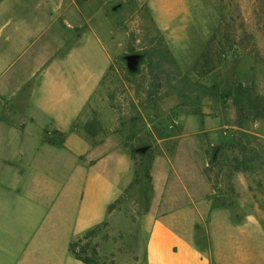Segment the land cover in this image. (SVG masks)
<instances>
[{
	"label": "rangeland",
	"instance_id": "1",
	"mask_svg": "<svg viewBox=\"0 0 264 264\" xmlns=\"http://www.w3.org/2000/svg\"><path fill=\"white\" fill-rule=\"evenodd\" d=\"M67 3L80 8L85 21L91 20L101 42L98 51L89 31L83 45L68 56L67 70L83 62V73H89L94 82L97 72L106 67L87 119L95 122L97 135L86 131L87 121L81 133H75L77 121L64 118L60 127L68 135L42 136V144L58 151L36 152L43 157L52 153L50 164L62 165L60 170L68 169L73 178L59 196L56 219L43 224L56 241L51 254L64 256L67 233L70 245L93 226L108 222L93 236L100 254L115 264H142L145 216L155 211L156 189L196 192L213 206L242 212L254 206L264 211V114L254 121L257 110L242 112L235 102L236 85L241 82L254 88L251 98L258 96L264 110V0ZM209 44L212 70L202 74L195 67ZM131 53L143 56L136 71L127 65L126 56ZM11 125L9 133L17 139L16 120ZM215 146L220 147L212 160ZM71 159L73 164L67 168ZM14 161L9 171L20 178L14 181L16 186L23 166L18 156ZM50 186L57 188L52 180ZM81 188L86 194L81 200L80 226L100 222L74 235L64 229L71 222L68 217L75 212ZM115 199L116 208L109 213L107 203ZM13 202L14 215L22 219L27 206ZM2 212L1 207L0 264H16L17 250L22 259L24 238L35 233L41 237L42 227L35 230L22 222L18 226L20 219L14 223L10 212ZM63 213L67 223L60 229ZM40 214L36 207L35 221ZM69 256L74 263L85 264L70 252Z\"/></svg>",
	"mask_w": 264,
	"mask_h": 264
},
{
	"label": "crops",
	"instance_id": "2",
	"mask_svg": "<svg viewBox=\"0 0 264 264\" xmlns=\"http://www.w3.org/2000/svg\"><path fill=\"white\" fill-rule=\"evenodd\" d=\"M90 24L80 8L68 5L67 0H0V208L3 215L12 214L14 223L20 219L18 226L22 222L23 227H42L41 237L35 233L30 239L24 238L22 259H18L17 250L16 264H69L68 233L64 256L56 252L52 255L56 241L43 224L56 219V207L62 200L59 196L73 178L68 169L60 170L62 165L55 168L50 164L58 148L42 144V136L51 132L68 135L60 127L64 118L77 121L73 130L79 134L89 118L90 103L106 65L92 82L89 73H83V62L68 71L67 60L83 45L89 31L99 51L100 38ZM92 58L94 61L93 52ZM89 72L93 76V71ZM14 120L17 139L9 133ZM44 150L52 153L47 157L36 155ZM15 156L23 166L19 169L21 182L16 186L13 183L20 178L15 179L9 171ZM51 180L56 189L51 188ZM85 194L81 188L73 216L63 213L60 229L67 217L71 222L64 230L74 235L100 222L80 226L79 211ZM156 195L155 211L145 216L148 225L142 264H264V211L259 206L242 212L213 206L196 192L156 189ZM14 200L18 207L27 206L22 219L14 215ZM113 202L107 203V211ZM36 207L41 214L35 221Z\"/></svg>",
	"mask_w": 264,
	"mask_h": 264
},
{
	"label": "trees",
	"instance_id": "3",
	"mask_svg": "<svg viewBox=\"0 0 264 264\" xmlns=\"http://www.w3.org/2000/svg\"><path fill=\"white\" fill-rule=\"evenodd\" d=\"M214 40V38H213ZM212 40V41H213ZM212 47H207L206 51L202 54L200 61L196 65V69L199 68L200 73L206 74L210 72L212 69L210 67L212 63ZM250 92V94H246V92ZM251 92H254V88L251 86H246L243 83L239 82L236 85V98L235 102L237 105L240 106L242 112H247L248 110H257V112L252 117V120H257L261 118L264 114L263 107L261 105V99L258 96H255L254 99L251 98ZM251 114V113H249ZM95 122L93 120H89L85 124V129L88 133L91 135H97V129L95 127ZM220 146H215L213 149L214 154L212 156V160L216 158L217 151L219 150ZM148 178L151 180V176L148 173ZM146 202L147 205L150 204V196L146 195ZM117 202H113L109 205L108 212L112 213V211L116 208ZM149 210V206L147 208V211ZM104 226H108V222H103L102 224H97L87 230L84 233L83 237H80L74 241H72L69 245V252L77 259L85 264H115L114 260H109L107 256H102L99 252V243L93 242V236L97 234V232L100 230V228ZM84 240H87V242L83 243Z\"/></svg>",
	"mask_w": 264,
	"mask_h": 264
},
{
	"label": "water",
	"instance_id": "4",
	"mask_svg": "<svg viewBox=\"0 0 264 264\" xmlns=\"http://www.w3.org/2000/svg\"><path fill=\"white\" fill-rule=\"evenodd\" d=\"M143 56L139 53H131L126 56L127 65L130 71H136L138 69V65L142 60ZM145 150V148L143 149Z\"/></svg>",
	"mask_w": 264,
	"mask_h": 264
}]
</instances>
